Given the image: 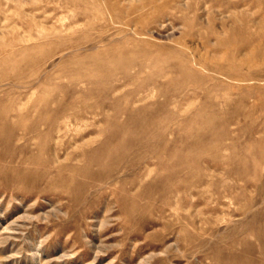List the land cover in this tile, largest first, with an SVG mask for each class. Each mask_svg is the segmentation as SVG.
<instances>
[{"label":"rangeland","instance_id":"1","mask_svg":"<svg viewBox=\"0 0 264 264\" xmlns=\"http://www.w3.org/2000/svg\"><path fill=\"white\" fill-rule=\"evenodd\" d=\"M2 125L0 264H264V0H0Z\"/></svg>","mask_w":264,"mask_h":264},{"label":"bare ground","instance_id":"2","mask_svg":"<svg viewBox=\"0 0 264 264\" xmlns=\"http://www.w3.org/2000/svg\"><path fill=\"white\" fill-rule=\"evenodd\" d=\"M78 1V0H77ZM131 63H133V60H132V58L131 59H128V58H123V59H119L118 60V63H117V66L119 65V66H122V67H120V68H123V66H126V67H128V65L129 64H131ZM126 69V68H125ZM16 111V110H15ZM5 112V111H4ZM10 112V111H9ZM2 114H4V113H2ZM2 116V115H1ZM4 117V116H3ZM6 117V116H5ZM13 117V116H12ZM17 118V117H16ZM15 119V118H14ZM18 120V119H17ZM20 120V119H19ZM5 122V121H4ZM4 122H3V124H4ZM6 122H8V121H6ZM14 122V121H13ZM16 122V121H15ZM14 122V123H15ZM9 123V122H8ZM16 124H18V123H16ZM21 124V123H20ZM5 125V124H4ZM9 125H10V123H9ZM3 126V125H2ZM14 126V125H13ZM16 126V125H15ZM23 126V125H22ZM25 129L27 128V127H24ZM12 132V131H11ZM7 134H9L8 133V131L5 129V126H3V127H1L0 126V140H3L6 136H7ZM10 135V134H9ZM21 138V137H20ZM23 139V138H22ZM18 141H20V140H18ZM263 235V234H262Z\"/></svg>","mask_w":264,"mask_h":264}]
</instances>
